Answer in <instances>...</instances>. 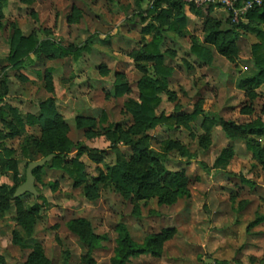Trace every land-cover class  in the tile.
<instances>
[{"label": "rangeland", "instance_id": "374dc122", "mask_svg": "<svg viewBox=\"0 0 264 264\" xmlns=\"http://www.w3.org/2000/svg\"><path fill=\"white\" fill-rule=\"evenodd\" d=\"M153 1L142 0L136 6L133 0H0V81L6 74L8 87L0 103V171L9 159L16 164L7 178L0 175V201L5 198L9 203L0 218V264H25L38 245L49 264H64L66 257V264H81L86 248L71 231L77 220L88 222L96 235L106 238L94 252L95 264H111L120 224L137 243L165 230L173 232L169 240L155 245L159 257L142 255L126 264H264V221L249 226L257 216H264V170L245 143L229 139L223 127V121H264V85L253 97L237 88L240 77L255 71L251 45L257 39L242 34L235 63L214 54L210 66L201 65L190 49L193 40L202 41L205 21L200 15L192 18L196 12L191 7H187L186 34L167 32L160 45L163 63L173 72L158 95L155 114L172 121L147 132L148 147L160 164L169 172L183 173L186 197L167 204L157 197L137 201L108 183L100 185L98 198L89 201L83 186H75L66 171L48 165L35 180L38 198L20 199L25 208L36 209L31 233L29 222L21 226L17 221L9 189L23 182L29 163L44 158L32 142L40 136V128L29 125L27 118L37 117L44 101L52 99L55 111L69 125L66 137L79 147L67 159L82 163L89 184L105 172V165L115 166L120 156L132 157L130 147L118 143L112 133L114 126L126 131L133 124L126 104L139 101L143 74L135 55L152 40V35L141 32L149 23L142 18ZM169 5L165 2L163 7ZM207 8L198 10L206 15ZM214 10L225 11L216 6ZM16 33L36 43L51 41L85 51L78 60L30 53L14 71L8 58ZM47 71L52 91L46 88ZM116 72L123 73L127 85L120 97L114 96ZM148 74L154 77L153 70ZM196 109L201 114L191 122L188 117ZM14 116L21 118L23 131L9 137L12 130L7 125L14 123ZM77 118H92L94 132L79 130ZM258 141L264 145V136ZM225 151L226 164L217 166ZM66 167L75 170L69 163Z\"/></svg>", "mask_w": 264, "mask_h": 264}, {"label": "trees", "instance_id": "16d2710c", "mask_svg": "<svg viewBox=\"0 0 264 264\" xmlns=\"http://www.w3.org/2000/svg\"><path fill=\"white\" fill-rule=\"evenodd\" d=\"M107 1L113 2V0ZM133 1L136 6H140L142 3V0ZM236 1L238 4H241L251 0ZM165 2L170 4L168 8L163 7ZM184 6L181 2L154 0L151 8L147 11V16L142 18V22L149 20L147 26L142 29V34L152 35V40L135 55L138 69L143 74L138 83L139 101L134 103L128 100L126 104L128 113L133 119L132 126L126 131L119 130L117 126H114V132L112 133L113 136H117L118 143L130 147L132 150L133 155L129 160H125L121 156L118 157L115 166L109 167L105 165V172L101 173L97 178H93L91 184H89L84 174L82 163L77 159H67V156L79 146L74 145L67 139L66 134L70 127L55 111L53 100L48 99L40 104L37 117H27L29 125L40 128V136L32 139L37 151L44 158L49 155H54V158L45 167L49 165L53 170L66 171L72 179H75V186H83L84 197L89 201L97 199L100 185L108 183L118 187L122 191L133 194L137 201L157 197L159 203L167 204L174 203L178 199L186 197L188 194L186 190L187 181L183 173L169 172L160 164L157 159L158 155L148 147L149 137L147 135V132L156 126L172 121L171 118H166L163 115L157 116L155 114V108L159 103L158 95L166 87L167 79L171 77L173 72L171 68L166 67L163 63L164 55L160 52V45L163 41L164 34L167 32L186 34ZM207 9L211 12L213 6H209ZM191 10L196 13L199 11L195 7H191ZM167 20L171 21L168 27L165 28ZM245 20V23H232L231 17L228 14L226 23L230 29L222 30L220 21L206 19L202 31L203 44L193 40L190 52L199 62L210 66L212 64V55L208 47H212L227 61L235 63L238 59L239 51L236 44L237 40L242 34L254 35L257 42L251 45V55L255 71L250 75L240 77L237 82V88L239 90L243 91L246 96L253 97L255 96L254 91L264 85V0H262L260 6H254L247 12ZM84 51L85 47L72 49L71 46L63 47L51 41L36 43L32 37L24 38L19 33H16L8 60L11 64V69L16 71L21 63H23L22 59L30 53L38 57L42 55L60 59L72 57L78 60ZM148 64L150 66H147ZM149 70L154 71V77L149 76ZM50 73L47 71L45 80L47 83L46 88L52 91ZM115 77L114 96L120 97L127 91V85L123 81V75L117 74ZM7 90V75L5 74L0 81V92L2 91L0 93V103L3 102L7 95ZM200 114L201 111L196 109L188 117L189 121H195ZM13 118L14 123L11 122L7 125L12 130L8 134L9 137L19 136L23 131L21 118L17 116ZM93 122V119L77 118L76 127L79 130H84L85 134H89V132H94ZM179 124L183 123L179 121ZM223 127L229 139L241 140L245 143L252 158L264 170V145L258 141V138L264 136V121L256 120L248 124H235L230 121H223ZM10 154V152L7 153L8 156ZM228 157L229 153L225 151L215 164L217 166H224L226 164V158ZM68 163L74 167V172L66 167ZM2 168L0 175L6 176L7 173L16 171V164L9 159L2 164ZM41 169L33 172L35 180H37V175ZM24 181L25 175L20 185ZM20 185L15 189H9L11 190L12 197ZM13 201L16 204L18 223L21 226H25L26 221L29 222L28 233H31L34 223L33 215L36 209L32 207L25 208L20 198L13 199ZM8 209V200L4 198L0 201V218L3 217ZM263 221L264 216H257L255 221L249 226L253 227ZM74 224L76 228H71V231L79 237L86 248V253L83 256L81 264H95L94 252L106 238L96 235L91 225L84 220H77ZM116 233L118 235L117 248L111 264H126L129 259L142 255L159 257L161 253L156 249L155 245L169 240L173 232L172 230H165L160 235L148 237L142 243L135 242L131 238L127 227L123 224L116 227ZM17 243L21 244V241H17ZM42 261H44V264H49L48 261L43 259L42 247L38 245L25 264H41ZM66 263L67 257L64 264Z\"/></svg>", "mask_w": 264, "mask_h": 264}, {"label": "built area", "instance_id": "2783aa9c", "mask_svg": "<svg viewBox=\"0 0 264 264\" xmlns=\"http://www.w3.org/2000/svg\"><path fill=\"white\" fill-rule=\"evenodd\" d=\"M181 2L185 6L204 8L216 6L224 9L231 17L232 23H238L245 20V15L254 6H260L261 0H251L238 4L236 0H169Z\"/></svg>", "mask_w": 264, "mask_h": 264}, {"label": "water", "instance_id": "95a60500", "mask_svg": "<svg viewBox=\"0 0 264 264\" xmlns=\"http://www.w3.org/2000/svg\"><path fill=\"white\" fill-rule=\"evenodd\" d=\"M54 158V155H49L39 161L31 162L28 164L26 171H25V181L22 185H20L13 195V197L20 198L24 195H31L35 199L38 198V192L35 187V177L33 175V172L44 168L46 164H48L52 159Z\"/></svg>", "mask_w": 264, "mask_h": 264}, {"label": "crops", "instance_id": "0c3cea01", "mask_svg": "<svg viewBox=\"0 0 264 264\" xmlns=\"http://www.w3.org/2000/svg\"><path fill=\"white\" fill-rule=\"evenodd\" d=\"M188 6H184V14H185V17H186V19H187V21H188V18H187V16H190V14H189V12L187 11L188 10V8H187ZM225 11L223 12V11H217V10H212L211 12H209L208 11V9H207V11H206V15H202L203 13H201L200 11H198V13H196L195 15H193V17L192 18H199V15L200 16H203L202 18H203V20L205 21L206 19L205 18H207V19H216V20H218V21H220L221 22V24H222V26H221V29L222 30H228V29H230L229 28V26L227 25V23H226V20L225 21H223V14L225 15ZM226 14H228V13H226ZM203 22H202V31H203ZM141 34H142V32H141ZM242 37V36H241ZM240 37V38H241ZM239 38V39H240ZM239 39L237 40V47H238V50H239ZM200 44H203V39H202V41L200 42ZM208 47V46H207ZM141 48V47H140ZM208 48H210V50H211V55H212V63H213V61H214V54H216L217 56H219L220 58H222V59H224V60H226L224 57H222V56H220L212 47H208ZM215 52V53H214ZM131 52H128L127 54H130ZM192 55V54H191ZM238 56H239V51H238ZM194 57V56H193ZM196 59V58H195ZM197 60V59H196ZM227 61V60H226ZM197 62H199L198 60H197ZM228 63H230L229 61H227ZM199 64H201V65H204V64H202L201 62H199ZM231 64V63H230ZM164 65L167 67V65L164 63ZM170 68V67H169ZM117 74H121V75H123V73H120V72H116L115 73V75H117ZM169 79V78H168ZM168 79H167V81H168ZM89 119H92V118H89ZM65 121V120H64ZM65 123H66V121H65ZM68 125V124H67ZM69 126V125H68ZM10 173H7L6 174V176H1L2 178H7L8 177V175H9ZM36 187V186H35ZM37 190V189H36ZM25 196H31V195H24V196H22V197H20V199L21 198H23V197H25ZM33 197V196H32ZM34 198V197H33ZM13 199H15L14 197H13ZM35 199V198H34ZM2 218V217H1Z\"/></svg>", "mask_w": 264, "mask_h": 264}]
</instances>
